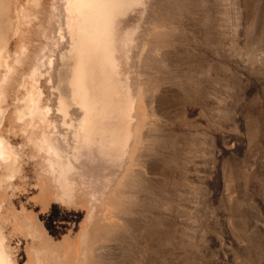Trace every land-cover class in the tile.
<instances>
[{
	"label": "rangeland",
	"instance_id": "rangeland-1",
	"mask_svg": "<svg viewBox=\"0 0 264 264\" xmlns=\"http://www.w3.org/2000/svg\"><path fill=\"white\" fill-rule=\"evenodd\" d=\"M56 2L42 6L47 34L61 22ZM143 8L128 16L127 25L142 23ZM169 9L173 66L152 74L163 83L158 130L167 140L146 157L155 166L145 174L152 183L133 182L135 172L144 180L139 167L126 171L111 216L95 219L99 230L84 245L87 219L64 215L85 212L87 202L59 203L60 215L48 225L32 205L22 210L18 195L37 174L22 161L19 189L0 208V230L15 264H35L39 249L49 264H264V0H185L184 8ZM43 38L33 36L30 50ZM4 124L3 134L21 144ZM93 169L76 175L77 197L84 186L89 195L107 183ZM5 192L10 196L12 189Z\"/></svg>",
	"mask_w": 264,
	"mask_h": 264
},
{
	"label": "bare ground",
	"instance_id": "bare-ground-1",
	"mask_svg": "<svg viewBox=\"0 0 264 264\" xmlns=\"http://www.w3.org/2000/svg\"><path fill=\"white\" fill-rule=\"evenodd\" d=\"M147 2L148 6L145 0H59L61 22L47 34L40 20L44 0H0V208L19 189L15 180L22 163L31 164L37 174L18 195L22 210L24 204L32 205L48 225L60 215L59 203L87 202L85 212L70 209L64 215L76 218L74 222L80 216L87 219L89 227L81 233L85 245L90 233L99 230L92 224L95 219L111 216L126 171L139 167L144 180L135 172L133 182L149 184L145 174L152 163L146 157L155 144L167 140L158 130L163 83L154 81L152 74L172 68L169 8H184L185 0ZM141 6H146L140 10L142 23L127 25L128 16ZM41 35L46 41L31 51V38ZM6 120V130L20 135L21 144L3 134ZM91 168L101 170L107 183L89 195L83 184L77 197L76 175ZM5 187L12 189L10 196ZM43 253L36 251L35 264H49ZM0 264H15L1 230Z\"/></svg>",
	"mask_w": 264,
	"mask_h": 264
}]
</instances>
